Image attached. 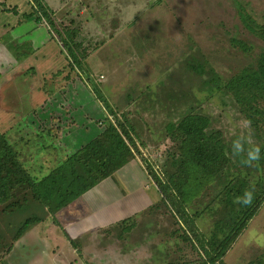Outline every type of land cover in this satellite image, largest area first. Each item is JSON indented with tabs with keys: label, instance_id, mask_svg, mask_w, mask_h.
<instances>
[{
	"label": "rangeland",
	"instance_id": "obj_1",
	"mask_svg": "<svg viewBox=\"0 0 264 264\" xmlns=\"http://www.w3.org/2000/svg\"><path fill=\"white\" fill-rule=\"evenodd\" d=\"M43 2L50 8V20L43 18L37 23L32 0H0V60L5 62L0 71L4 67L5 78H10L16 58L28 49L27 40L34 36L33 46L38 50L45 45L42 43H48L50 34L56 42L47 49H55L58 55L52 58L51 67L66 60L71 74L79 72L84 79L70 85L68 94L74 93L75 98L92 94L85 82L101 91L109 115L106 118L102 109L92 112V126H97L98 117L104 118V126L118 118L132 130L136 158L153 179V191L146 194L158 199L150 209L141 210L147 180L139 164L134 163L127 169L132 171V179L107 178L91 189L93 195L84 196L91 209L111 199H117V207L103 206L93 212L89 219L93 229L88 227L81 238L74 239L60 234L63 227L56 217L59 211L51 215L32 199L26 186L19 188L11 201L15 206L0 205V264H211L209 261L217 259L222 251L225 234L218 226L231 210L225 198L232 180L245 189L255 185L251 205L257 202V209L237 239L229 241L223 260L225 264H264V100L259 101L262 110L255 117L256 125H252L246 114L252 116L251 111L226 88L264 51V41L252 34L240 17V12L247 13L258 24H264V0ZM29 14L33 15L30 19L25 17ZM62 37L69 42L73 37L82 68L72 63ZM34 81L31 75L14 74L12 82L0 88V132L6 134L9 130L7 136L24 167L41 180L61 165L46 163L43 147L59 149L61 140L55 142L44 132L30 139L31 145L18 139L16 133L24 135L27 121L32 127H40L35 124L39 111L18 117L16 123L8 115L1 116L8 109L30 110ZM49 88L46 83L44 89L49 92ZM191 113L209 117L210 130L221 133L230 162L191 203L183 204L174 189L172 199H180H176L180 206L177 210L169 200L163 202L159 185H172L167 183L171 174H177L172 162L182 153L180 143L168 134V126L180 123ZM60 116L69 117L72 126L81 127V118L71 117L70 113ZM241 132L250 134L261 147V159L252 167L231 156V142ZM31 153L35 158L32 162L26 160ZM31 217L40 219L35 224L52 222L63 240L56 231L47 229L51 240H35L33 248L27 244L22 249L17 243L18 231Z\"/></svg>",
	"mask_w": 264,
	"mask_h": 264
},
{
	"label": "trees",
	"instance_id": "obj_2",
	"mask_svg": "<svg viewBox=\"0 0 264 264\" xmlns=\"http://www.w3.org/2000/svg\"><path fill=\"white\" fill-rule=\"evenodd\" d=\"M32 1L38 14L37 23H42L43 18L50 20V8L44 4L43 0ZM32 16L29 14L25 17L30 19ZM240 17L244 26L264 41V24H258L247 13L240 12ZM62 38L64 39H61V42L72 63L82 68L73 37L69 38L71 42L68 38ZM226 88L243 108L251 111L252 116L245 111L247 118L252 125H256L258 120L255 117L262 110L259 107V101L264 100V51L254 65L232 78L226 84ZM88 89L92 93L89 94L92 98L94 95L107 107V101L98 88L95 86L90 88L89 85ZM210 126L209 117L197 113H191L180 123L168 126V134L174 141L180 143L182 153L172 162V165L177 168V174H171L167 182H171L172 185L169 183L159 186L160 193L164 197L163 202L169 200L177 210L180 206H177L176 199H180L177 197L175 200L172 199L174 189L183 204L191 203L203 187L222 172L226 163L230 162L223 148L221 133L211 131ZM101 127L103 130L98 137L69 155L59 167L41 180L34 178L24 167L7 134L0 132V205H8L9 208L12 207L10 205L15 206L16 204L11 201L14 200L17 189L26 186L31 192L32 199L47 208L53 215L136 158L133 148L136 146L134 136L126 124L116 118L115 123H107L106 126L102 124ZM148 172L151 173L149 170ZM236 183L232 180L227 187L229 195H226L225 203L231 204L228 207L231 210L226 215L225 222L218 226L225 237L221 242L222 251L218 254L219 256L217 255V259L209 261L211 264H225L223 258L228 251L229 241L237 239L256 213L257 202L248 206L234 203V199L245 190L242 185L237 187ZM236 206L237 209L234 208ZM38 221H40L38 217L27 218L18 231L17 239ZM217 239L216 237L214 240Z\"/></svg>",
	"mask_w": 264,
	"mask_h": 264
},
{
	"label": "crops",
	"instance_id": "obj_3",
	"mask_svg": "<svg viewBox=\"0 0 264 264\" xmlns=\"http://www.w3.org/2000/svg\"><path fill=\"white\" fill-rule=\"evenodd\" d=\"M34 39L36 40V38L33 36L32 39L27 40L26 43H29L27 44L28 49H25L24 52H21L20 59L16 58L14 65L15 68L14 70H12L10 78H5L6 70L4 67L3 69L5 71L2 69L4 73L0 71V88L5 86V84L9 82H12L14 74H23L24 76L31 75L32 78L35 79L30 96L31 108L29 111L24 112H21L19 110L16 111L8 109L5 111L7 114H5L4 112L1 116L7 117L8 115V117L14 118L16 123L18 117L23 115L29 116L31 114H37L39 111V114H37V118L39 119V121L36 119L35 124L38 123L40 127L37 128L35 127V125L32 127V123H28L27 121V125H25L23 128L24 135L22 137L19 136L18 133H16V135H18V139H24L25 144L27 143L28 145H31L30 139L34 138L35 136H39L42 132L48 133V135L53 140H55V142L61 140V145L59 149H56L54 147L49 148L50 146L46 145H44L43 147L45 149L44 157L45 159H47L46 163H48L49 161L50 164H59L62 163L69 156V154H72V152H76L82 146L86 145L87 143L91 142L93 139L98 137L99 134L102 132L103 129L100 123H103L104 118H96L95 121L99 123H96L97 126L94 127L92 126V122H90V116H92L93 114L92 112L95 113L102 109L105 112L106 118L109 114H107V111L103 104L94 95V98H92L89 94H86V97L85 94H81V96L79 95L80 98H75L74 93L68 94V91H70L69 86L73 85L76 81H79L78 79L81 78V73L78 72V75L71 74V70L68 69V67L66 68V60H63L62 64L59 66H54L53 68L51 67V64L53 62L52 58H56V56L58 55L55 49H47V45H51V42L53 43L55 41L51 39L50 34L48 35L47 41L45 40L48 43H42L45 45L43 47H40V49L38 50V47L35 44V47L33 46V43H35ZM61 52L62 49L60 50V54ZM4 64L5 62L3 61V59L0 60V66ZM81 81L84 80L81 79ZM46 83L50 85L49 92L44 89V85ZM84 84L89 86V84H86V82ZM79 100H81V103ZM85 101H87V103H85ZM62 102H65V105L62 104ZM1 105H4L3 107H5L4 102H2ZM63 113H70L71 117L81 118V127L72 126L68 122L69 117L64 118L60 116V114ZM77 114H79L80 116L78 117ZM73 122H75V120H73ZM12 128L14 129V125H12ZM7 132H9V130L5 131L6 134ZM71 136L73 137L71 138ZM26 160L32 162L35 160V158L31 153L26 158ZM134 163L139 164V167L144 172V177L147 180V183L145 185V192H142L144 199L141 201H143V205L142 207H140L141 210L145 211L153 207L155 201L157 202L158 198H156L155 200V197H151L150 195L148 196L146 194V192L153 191V188H151V183L153 182V179L151 178L148 170L146 169L142 161H140L138 158L131 160L128 164L119 169L108 179L110 180L112 178H119L118 176H123V178L126 180H129V178L132 179V171L127 169H130V166ZM93 191L96 194L98 193L97 190ZM133 191H137L135 190V185ZM92 193L93 192L89 190L75 202L71 203L69 206L58 212L56 217L60 225L63 227V234L60 233L61 235L69 234L74 239L76 237L81 238L87 232L88 227L93 229V225L89 220L92 218L93 212L97 213V210L103 206H106V208L117 207V205L115 204L116 202H118L117 199H111V201L102 204L103 206L98 208L92 207L91 209L88 202L84 201V196H89ZM154 193L157 194L156 191ZM104 200L106 201V199ZM85 205L89 207L88 211ZM106 211L109 212V210ZM106 222L107 224L111 223L109 220H106ZM50 224L49 221H43V223L34 224L30 226L29 229L19 238L17 243L19 244V246L22 245L21 248L23 249L24 246L26 247L27 244H32L30 248H33L34 244L37 243L35 242V240H51L48 233L49 231H47V229H52L56 231L57 235L60 237V239H62V236L57 232V227L52 222Z\"/></svg>",
	"mask_w": 264,
	"mask_h": 264
},
{
	"label": "clouds",
	"instance_id": "obj_4",
	"mask_svg": "<svg viewBox=\"0 0 264 264\" xmlns=\"http://www.w3.org/2000/svg\"><path fill=\"white\" fill-rule=\"evenodd\" d=\"M231 156L241 158L242 165L252 167L261 159V147L253 142L250 134L241 132L231 142ZM255 198V185L246 188L243 193L234 199V203L241 206L250 205Z\"/></svg>",
	"mask_w": 264,
	"mask_h": 264
},
{
	"label": "built area",
	"instance_id": "obj_5",
	"mask_svg": "<svg viewBox=\"0 0 264 264\" xmlns=\"http://www.w3.org/2000/svg\"><path fill=\"white\" fill-rule=\"evenodd\" d=\"M103 123L101 122L100 125H102Z\"/></svg>",
	"mask_w": 264,
	"mask_h": 264
}]
</instances>
